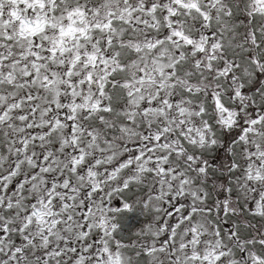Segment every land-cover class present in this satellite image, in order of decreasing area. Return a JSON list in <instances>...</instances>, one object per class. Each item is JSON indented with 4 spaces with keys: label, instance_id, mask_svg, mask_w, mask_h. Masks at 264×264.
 Returning a JSON list of instances; mask_svg holds the SVG:
<instances>
[{
    "label": "snow or ice",
    "instance_id": "1",
    "mask_svg": "<svg viewBox=\"0 0 264 264\" xmlns=\"http://www.w3.org/2000/svg\"><path fill=\"white\" fill-rule=\"evenodd\" d=\"M0 264H264V0H0Z\"/></svg>",
    "mask_w": 264,
    "mask_h": 264
}]
</instances>
